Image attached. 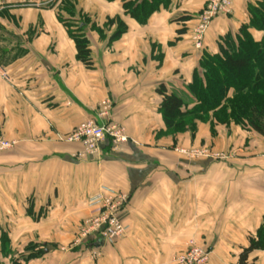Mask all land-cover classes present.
I'll return each mask as SVG.
<instances>
[{
	"label": "crops",
	"instance_id": "0c3cea01",
	"mask_svg": "<svg viewBox=\"0 0 264 264\" xmlns=\"http://www.w3.org/2000/svg\"><path fill=\"white\" fill-rule=\"evenodd\" d=\"M72 1L76 16L62 13L89 18L91 68L77 58L60 0H0V133L17 142L0 152L1 261L178 264L175 256L194 241L209 252L206 264H240L264 223V134L237 124H216L213 132L202 122L194 134H167L158 87L193 106L189 84L203 56L217 54L226 35L235 38L259 0H232V13L214 18L201 49L191 34L207 0H169L146 23L127 13L125 0ZM119 20L127 29L111 39ZM106 98L113 109L99 118ZM88 119L124 126L129 140L118 150L107 140L99 154L78 156L81 144L65 135ZM201 146L225 158L183 152ZM102 186L128 193L120 214L127 234L115 244L96 234L76 242L96 212L88 200ZM30 243L41 255L12 263L9 253L28 254ZM247 261L264 264V250Z\"/></svg>",
	"mask_w": 264,
	"mask_h": 264
},
{
	"label": "trees",
	"instance_id": "16d2710c",
	"mask_svg": "<svg viewBox=\"0 0 264 264\" xmlns=\"http://www.w3.org/2000/svg\"><path fill=\"white\" fill-rule=\"evenodd\" d=\"M168 2L169 0H125L124 7L131 17L140 23H146L152 13ZM59 6V18L68 23L69 35L76 44L78 60L89 68L93 67L90 41L86 34L89 18L84 15L76 19L63 16V11L71 17L76 16L72 0H60ZM249 12V23L240 27L235 38L230 34L226 35L219 44L217 54L203 56L200 70L195 72L189 84V89L196 98L193 106H188L176 93L169 92L164 84L158 87V93L162 96L160 110L167 134L188 131L194 134L200 122L210 123L213 132L216 124H237L246 130L264 134V0L249 5ZM92 27L96 28V24ZM252 28L262 31L260 39L254 36ZM126 29V25L119 20L111 39L120 37ZM1 241L2 250L6 253L4 249L9 245V237L5 232ZM249 241V246L240 253V264H249L247 260L251 252L264 250V223ZM37 246L36 243L28 244V254H23L24 258L39 257L42 251L36 250Z\"/></svg>",
	"mask_w": 264,
	"mask_h": 264
},
{
	"label": "built area",
	"instance_id": "2783aa9c",
	"mask_svg": "<svg viewBox=\"0 0 264 264\" xmlns=\"http://www.w3.org/2000/svg\"><path fill=\"white\" fill-rule=\"evenodd\" d=\"M232 11V0H207L192 29L191 39L195 48L204 47L207 30L214 18L221 14H231ZM1 74L5 75L2 69ZM112 109V101L108 98L103 99L97 108V116L107 118ZM65 140L81 144L82 149L77 155L87 157L99 154L102 143L107 140L112 144L113 149L118 150L122 143L129 140V137L125 127L116 122L98 123L96 120L88 119L66 134ZM16 144L15 140H9L0 133V152L9 150ZM183 152L192 158L211 155L207 148L185 149ZM215 157L223 159L225 156L223 153H218ZM128 200V193L109 186H102L88 200L89 205L94 207L96 212L81 224L80 238L76 242H80V239L87 238L91 234H96L107 244H114L124 237L127 234V226L120 214ZM174 260L178 264H206L209 260V252L191 241L186 250L176 255Z\"/></svg>",
	"mask_w": 264,
	"mask_h": 264
},
{
	"label": "rangeland",
	"instance_id": "374dc122",
	"mask_svg": "<svg viewBox=\"0 0 264 264\" xmlns=\"http://www.w3.org/2000/svg\"><path fill=\"white\" fill-rule=\"evenodd\" d=\"M5 71V70H4ZM5 74H6V72H5ZM15 147V146H14ZM13 147V148H14ZM195 148H207V150H209V154H211L210 156H209V158H211V159H213V160H221V159H219V158H217V157H215V154H218L219 152H215V150L213 149V148H211V147H205V146H201V147H195ZM12 149V148H11ZM10 150V149H9ZM196 158V157H195ZM208 158V157H207ZM225 158V157H224ZM90 217V216H89ZM86 219H88V218H86ZM86 219H84L83 220V222L86 220ZM82 222V223H83ZM36 244H38V243H36ZM115 244V243H114ZM8 252V251H7ZM5 254H7V253H4L3 252V255H5ZM10 255H11V257H10V260H12V263L15 261V263H16V261H19V262H22V259H23V257H24V255H22V253H17V252H14V253H9ZM4 262L3 261H1V256H0V264H3Z\"/></svg>",
	"mask_w": 264,
	"mask_h": 264
}]
</instances>
